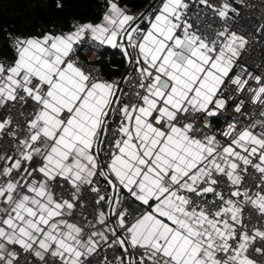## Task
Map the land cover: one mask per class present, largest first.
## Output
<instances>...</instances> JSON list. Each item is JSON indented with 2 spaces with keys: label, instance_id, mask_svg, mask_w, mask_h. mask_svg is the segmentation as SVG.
I'll list each match as a JSON object with an SVG mask.
<instances>
[{
  "label": "snow or ice",
  "instance_id": "snow-or-ice-1",
  "mask_svg": "<svg viewBox=\"0 0 264 264\" xmlns=\"http://www.w3.org/2000/svg\"><path fill=\"white\" fill-rule=\"evenodd\" d=\"M243 2L103 0L69 30L12 37L0 264H260L264 71L244 59ZM105 49L122 78L81 60Z\"/></svg>",
  "mask_w": 264,
  "mask_h": 264
},
{
  "label": "trees",
  "instance_id": "trees-1",
  "mask_svg": "<svg viewBox=\"0 0 264 264\" xmlns=\"http://www.w3.org/2000/svg\"><path fill=\"white\" fill-rule=\"evenodd\" d=\"M59 2L62 7L57 8ZM149 0H125L135 10H142ZM103 11V0H0V57H12L6 28L14 25L22 35L39 34L46 30H69L77 21L93 20ZM111 53V51H109ZM112 63H106L102 56L98 61L108 74L107 66L120 63L123 59L112 54ZM110 75V74H108Z\"/></svg>",
  "mask_w": 264,
  "mask_h": 264
},
{
  "label": "built area",
  "instance_id": "built-area-1",
  "mask_svg": "<svg viewBox=\"0 0 264 264\" xmlns=\"http://www.w3.org/2000/svg\"><path fill=\"white\" fill-rule=\"evenodd\" d=\"M239 8V11L241 13V19L239 20V23L243 25L248 32V34L252 37H254V40L250 44V47L248 49V52L246 56L244 57L245 61L250 67V70L253 71L254 74H259L261 71H264V38L261 37L260 34L255 32V29L258 25L264 24V0H244L243 4L236 5ZM133 11H140L135 10L132 7L128 6ZM207 19V18H206ZM208 23L213 24V26H216L220 23L219 20L214 21H208ZM22 35L20 32L16 31L14 28V25H10L6 28V37L8 38L9 45L12 44V37L20 36ZM87 50H85L86 52ZM106 55L103 56L106 63L111 64L112 63V55L109 51L111 49H105L104 50ZM118 58L122 59L120 56V53L118 52L117 55ZM3 59H12V57H4ZM81 60L84 63H88L90 65H93L103 72L104 78L106 79H119L122 78L120 75H108L102 65L100 63H97L96 56H93L92 60L89 61L86 59L85 55H81ZM126 72L128 71V67L125 64ZM254 108H249L248 113L249 115H252L254 113ZM261 124H264V119L260 120ZM224 126L223 122L218 123L216 127L222 128ZM103 255V253H101ZM111 255V253H109ZM258 261H260L261 264H264V258L256 257ZM97 264H99V261H97Z\"/></svg>",
  "mask_w": 264,
  "mask_h": 264
},
{
  "label": "crops",
  "instance_id": "crops-1",
  "mask_svg": "<svg viewBox=\"0 0 264 264\" xmlns=\"http://www.w3.org/2000/svg\"><path fill=\"white\" fill-rule=\"evenodd\" d=\"M111 53L112 54H116V53L118 54V51L111 49ZM0 59H3V58L0 57ZM99 60L100 59H97L96 60L97 63H99L98 62ZM120 63H116L114 66H107L106 69L108 71V74H110V75H120V76H123L124 73H126L125 64H124V61H123L124 67H122Z\"/></svg>",
  "mask_w": 264,
  "mask_h": 264
},
{
  "label": "water",
  "instance_id": "water-1",
  "mask_svg": "<svg viewBox=\"0 0 264 264\" xmlns=\"http://www.w3.org/2000/svg\"><path fill=\"white\" fill-rule=\"evenodd\" d=\"M124 75H125V73H124ZM124 75H123V76H124ZM123 76H122V77H123Z\"/></svg>",
  "mask_w": 264,
  "mask_h": 264
}]
</instances>
